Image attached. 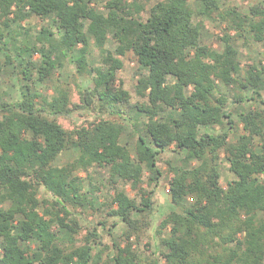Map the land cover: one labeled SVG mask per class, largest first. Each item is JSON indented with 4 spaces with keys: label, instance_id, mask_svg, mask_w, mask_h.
I'll use <instances>...</instances> for the list:
<instances>
[{
    "label": "trees",
    "instance_id": "obj_1",
    "mask_svg": "<svg viewBox=\"0 0 264 264\" xmlns=\"http://www.w3.org/2000/svg\"><path fill=\"white\" fill-rule=\"evenodd\" d=\"M98 1L103 11L94 6ZM195 1L200 14L219 11V0ZM31 17L53 21L54 31L43 28L24 50L30 60L19 63L25 67L20 98L0 100V264H264V109L238 114L245 134L233 142L227 132H204L225 122L234 128L220 86L252 92L236 97L238 104L257 101L264 92V63L242 67L230 34L241 38L249 32L255 42H264V6L249 14L230 9L220 50L202 43L203 24L196 22L188 0H157L149 10L142 0H0L4 28ZM92 47L99 51L97 62L88 59ZM128 52L138 60L135 94L143 100L133 107L140 118L135 130L142 126L144 131L136 132L134 153L121 143L124 125L110 118L121 115L117 107L132 99L117 83ZM70 58L77 73L93 83L78 87L79 104L63 85H55L53 95L34 92L33 70L43 82ZM79 110L96 117L65 129L59 117ZM171 148L184 152L182 165L167 163L177 210L159 225L165 250L147 258L131 238L142 225L149 226L140 222L153 210L148 188L158 186L163 176L159 156ZM68 151H77V158L53 166ZM222 154L236 176L226 188L218 171ZM94 167L107 170L108 184L127 183L140 198L121 190L109 198L107 219L116 218L128 229L124 244L103 242L99 227L113 233L104 218L77 238L84 230L79 216L99 210L100 182L89 176ZM41 188L49 195L42 212Z\"/></svg>",
    "mask_w": 264,
    "mask_h": 264
},
{
    "label": "rangeland",
    "instance_id": "obj_2",
    "mask_svg": "<svg viewBox=\"0 0 264 264\" xmlns=\"http://www.w3.org/2000/svg\"><path fill=\"white\" fill-rule=\"evenodd\" d=\"M157 0H142L146 4V9L149 10L151 6ZM191 7L195 11L196 22H201L202 26V43L213 49H221L220 38L224 36L228 30V11L232 8H237L238 11L249 14L251 9L256 6H264V0H219V11L214 12L211 16L200 14L201 6L195 0H188ZM94 6L104 10L102 5L103 1H98ZM148 14L143 13L146 17ZM49 29L54 31V23L51 20H42L37 17H31L22 23H12L9 28L6 29L0 24V33L3 34V40H0V63L3 65V72L0 75V100L6 102H14L20 98L21 85L24 83L22 81L24 72V65L19 66L20 62H27L30 60V53L25 52L26 48L31 47L39 34L43 29ZM231 36H234V44L239 51L240 61L242 67L247 64H259L264 63V42L257 43L254 41L252 34L245 32L244 36L241 38H236L235 32H230ZM108 48L113 49L114 44L109 43ZM22 52L21 56H17L18 52ZM99 51L92 47L88 54L89 60L98 61ZM7 56H10L11 63L6 65ZM77 53L73 57H76ZM39 55H34L32 61L38 64ZM70 58L66 62L65 68L60 70L55 76L46 79L43 82L37 81V72L33 70L34 80L36 81L33 86L34 92L42 95H53L55 85H63L68 87L72 93H74L73 101L80 103V98L77 95L78 87L82 86L84 88H91L93 86L92 81L86 76H80L77 73L76 66ZM124 67L119 71L117 76V83L122 84L123 87L128 90L132 99L130 103L121 104L117 107L121 115L110 117L112 120L121 122L124 125V133L121 138L122 144H127L130 150L134 153L135 143L137 139L136 132H141L143 134V127L138 126L135 130L134 123L140 121L137 112L133 111V107L139 101H143L138 98L135 94V87L139 78V64L137 57L133 52H128L123 58ZM220 91L227 96L228 110L232 113V120L234 121V128L230 129V125L225 122L221 126H213L204 129V132H208L213 135L223 134L227 132L229 134V139L231 142L235 141L239 136L245 134L243 125L239 122L238 114L242 111H248L249 109H264V92H262L261 98L257 101H250L238 104L235 102L236 97L243 96L250 97L252 92L250 90H243L240 87H226L220 86ZM121 116V117H120ZM96 117V114L88 110L75 111L72 115L59 117V122L67 130H72L92 122ZM106 118L109 115H105ZM144 121V120H143ZM140 130V131H139ZM259 151V149H258ZM134 155V154H133ZM78 156L77 151H68L63 153L53 164L55 167L63 166L67 163L73 162ZM184 156V152H178L174 148L167 150L159 156V166L163 172V176L157 187L148 188V190L153 191L152 202L153 210L152 212L143 218L140 222L148 221L149 226H141L137 232V236L132 237L131 241L135 243L134 249L138 253H141L144 257L155 258V255L160 251L165 249L161 247L159 239V225L161 221L172 211L177 210L171 201L170 197V181L168 174V161L172 163L173 166L182 165L181 159ZM196 162L192 163L194 166ZM218 171L220 173V183L226 188L228 183L236 179V176L232 174L229 170V163L224 154L221 155V159L218 162ZM89 176L93 177V182H100L98 184L100 191L96 193L98 196L96 207L99 210L88 211L87 215L79 216L80 223L84 230L81 232L80 236H77L78 240L82 239L86 235L87 229H92L95 224L99 221L107 219V208L110 203L109 198L114 195L115 190L124 191L130 197L135 198L140 201L137 192L133 191L129 184L119 181L114 188L107 181V170H100L97 167L91 169ZM83 178H86L88 174L81 173ZM146 187V185H144ZM38 194V200L41 202L40 211H43V202L45 199L49 198L46 191L41 188ZM193 199H189L192 202ZM85 216V217H84ZM89 216V217H87ZM107 228H111L113 233L108 234L107 231H103L99 227V231L102 234L103 242L108 246H112L114 239L119 243L125 242V234L128 230L126 225L116 218L109 217L107 219ZM113 224L116 227L113 229ZM87 228V229H85ZM123 241V242H122ZM80 242V241H79ZM78 242V243H79ZM139 242V243H137ZM1 252V246H0Z\"/></svg>",
    "mask_w": 264,
    "mask_h": 264
}]
</instances>
